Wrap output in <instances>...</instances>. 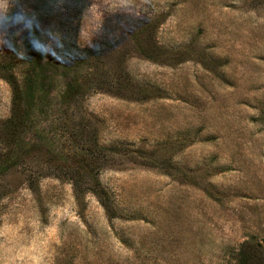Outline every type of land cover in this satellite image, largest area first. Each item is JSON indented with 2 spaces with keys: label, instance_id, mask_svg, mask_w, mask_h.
I'll return each instance as SVG.
<instances>
[{
  "label": "rangeland",
  "instance_id": "374dc122",
  "mask_svg": "<svg viewBox=\"0 0 264 264\" xmlns=\"http://www.w3.org/2000/svg\"><path fill=\"white\" fill-rule=\"evenodd\" d=\"M27 23L0 33L3 64ZM72 26L82 57L49 50L50 74L86 94L24 135L26 183L0 170V264H264V0H84ZM11 107L0 77V122Z\"/></svg>",
  "mask_w": 264,
  "mask_h": 264
},
{
  "label": "trees",
  "instance_id": "16d2710c",
  "mask_svg": "<svg viewBox=\"0 0 264 264\" xmlns=\"http://www.w3.org/2000/svg\"><path fill=\"white\" fill-rule=\"evenodd\" d=\"M83 5L84 0H18V7L14 8V11L23 9L28 14L25 19L28 22V28L24 29L22 33L25 49L23 58L14 60L13 63L3 64L0 61V77L9 82L12 87L10 116L0 122V170L5 164L10 162L12 164L11 168L4 173L5 179L19 177L23 183L27 182L28 163L19 154L24 143L23 137L27 133L35 132L40 138L46 133L48 130L47 121L40 118L42 121L39 125L37 121L40 120L39 115H46L47 105L53 98L52 95L58 93V96L66 101L65 107L59 111L67 114L72 112L73 114L76 106L86 94L84 87L79 86L74 81H69L64 90H57V78L50 72L52 71L51 66L54 69H58V67L54 60L49 57L48 52L52 50L54 55H58L54 58H58L60 61L69 58V52H73L76 58L82 57L80 54L83 52L74 49L71 43L65 42L67 37L65 33L72 30L75 17L82 10ZM16 22L17 20L13 18V25ZM48 37H51L50 41ZM46 41L50 43L48 47ZM22 62H25L27 66L24 71V83L20 81L14 69L16 64H22ZM52 125L64 137L69 136L70 128L77 129L76 125L63 119H59L56 124L53 121ZM68 139L69 137H67ZM85 162L82 160V168L85 167ZM54 167L55 171H60L59 168L62 165L58 164ZM29 180L30 185L35 183L34 179ZM82 184L83 181L74 178L73 185L76 196L77 193H80V196L84 193ZM101 202L104 204L103 200ZM244 248L243 246L240 252L242 256L240 264L262 263L256 257L257 248L254 251H245Z\"/></svg>",
  "mask_w": 264,
  "mask_h": 264
},
{
  "label": "clouds",
  "instance_id": "9594fccd",
  "mask_svg": "<svg viewBox=\"0 0 264 264\" xmlns=\"http://www.w3.org/2000/svg\"><path fill=\"white\" fill-rule=\"evenodd\" d=\"M18 7V0L15 6L12 5L11 0H0V33L8 32L9 28L13 26V18L17 21L25 20L28 14L23 9L14 11ZM25 29L28 25H24Z\"/></svg>",
  "mask_w": 264,
  "mask_h": 264
}]
</instances>
